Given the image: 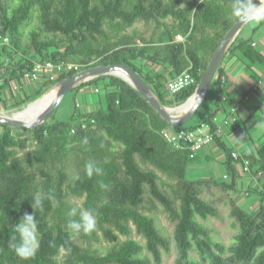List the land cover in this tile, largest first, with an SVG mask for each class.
<instances>
[{"label":"trees","instance_id":"1","mask_svg":"<svg viewBox=\"0 0 264 264\" xmlns=\"http://www.w3.org/2000/svg\"><path fill=\"white\" fill-rule=\"evenodd\" d=\"M230 3L0 0V42L9 38V45H0V101L6 107L5 88L14 81L23 82L24 73L33 72L38 63L66 67L55 80L44 73L37 93L13 106L42 97L53 84L83 69L126 63L149 83L163 104L182 105L194 94L214 53L237 22L227 17ZM169 18L171 22H165ZM256 21L252 35L240 34L226 57L236 56L258 73L264 69V54L253 36L263 29L264 19ZM140 22L156 24L150 39L120 36L122 30ZM178 35L185 40L178 42ZM26 39L30 44H25ZM70 64L79 68L70 69ZM187 70L195 76L196 84L171 95L167 72L174 77ZM260 77L264 82V75ZM87 87L97 100L86 110L79 106L77 96ZM229 87L220 66L195 117L175 127L124 79L101 75L71 91L74 112L69 119L47 120L35 129L0 126V264H164L165 254L173 249L176 264H264V205L255 215L243 208L235 197L237 177L232 169L235 162L243 166L249 161V172L264 178V139L255 152L235 159L232 149L216 137L231 179L196 180L188 170L196 156L191 157L188 147H174L162 135L166 129H193L203 123L216 132ZM24 131H31L34 142L27 156L20 154L28 147ZM84 138L87 144L82 143ZM74 157L76 176L72 182L67 170ZM89 161L96 162L102 174L87 176L84 166ZM214 186L226 194L233 227L238 231L232 248L218 239V229L200 221L223 219L219 199L203 196ZM37 194L43 207L34 210L31 199ZM49 194L54 199H47ZM70 195L85 197L82 210H93L96 226L90 234H69V217L63 206ZM156 209L176 223L173 237L158 225ZM26 213L35 215L37 243L34 255L25 260L16 255L15 241L10 238L17 236L13 225ZM134 230L146 240L144 244L132 238L121 241V236L129 237ZM76 238L111 245L99 250L85 248ZM194 252L199 253V259ZM228 252L232 255H226Z\"/></svg>","mask_w":264,"mask_h":264},{"label":"crops","instance_id":"2","mask_svg":"<svg viewBox=\"0 0 264 264\" xmlns=\"http://www.w3.org/2000/svg\"><path fill=\"white\" fill-rule=\"evenodd\" d=\"M255 26H257V23H253L249 27V31L247 30L242 36L250 37L252 35V28ZM246 28H244V30ZM253 39L257 48L264 54V48L262 47V42H264V27L253 36ZM221 69L229 80L230 87L225 109L217 119V124H223L230 116L231 107L235 104L243 105L244 111L238 119L232 120L233 123L231 122L230 126H223L216 137L220 138L221 144L229 146L233 152L236 151L239 154L255 152L264 139V86L258 91H254L253 89L262 78L257 72H254L253 69L249 68L248 65L244 64L238 57L233 55H228L223 60ZM164 72L166 71L163 70L162 73ZM253 74L258 76L256 80ZM166 75L168 79L173 77L169 72H167ZM1 83L0 80V85H2ZM39 87L38 81L36 83L30 82L29 84L25 82H12L11 86L5 88V91L8 92L11 97L6 107L21 102L27 98V96L36 94ZM88 91H92L90 87L83 89L77 96L79 106L84 109H90L92 105H95L92 104L95 102H91V104L88 103L85 108V104H82V95H88ZM248 95L250 96V100L246 101L245 97ZM71 106H73L70 112L72 115L74 112V97L72 98ZM2 108H5V105L0 101V112ZM241 129H245V132L243 133ZM1 133L2 128H0V134ZM220 143L215 140L214 143L206 146L196 155L194 163L189 168V176L191 178L193 175L191 173H201V175H196L193 179L214 178L216 180L227 181L231 179L230 172H227L224 166L226 155ZM232 169L235 171L237 177V193L235 197L248 213L255 215L259 211L261 205H264V178L261 176H254L250 172H245L242 164L239 162L233 163ZM217 175L221 176V179L218 178Z\"/></svg>","mask_w":264,"mask_h":264},{"label":"water","instance_id":"3","mask_svg":"<svg viewBox=\"0 0 264 264\" xmlns=\"http://www.w3.org/2000/svg\"><path fill=\"white\" fill-rule=\"evenodd\" d=\"M247 23L248 22L242 24L236 22L228 31L218 49L214 53L207 71L202 75L194 94L182 105L177 107H168L163 104L149 83L130 65L126 63L101 64L83 69L75 75L58 82L54 88L57 90L56 98L39 114H37L36 117L24 120L19 119L14 115H8L0 112V126L35 129L38 126L43 125L61 105L69 92L80 86L82 83L88 82L101 75H115L124 79L127 83L139 91L153 106V108L156 109L158 113L171 125L175 127L185 125L195 117L199 108L205 102L223 60ZM119 73L123 74L127 78ZM42 98L43 97L40 99ZM189 103H191L190 106L186 108ZM29 107L30 104L26 108L28 109ZM19 112H23V110Z\"/></svg>","mask_w":264,"mask_h":264},{"label":"rangeland","instance_id":"4","mask_svg":"<svg viewBox=\"0 0 264 264\" xmlns=\"http://www.w3.org/2000/svg\"><path fill=\"white\" fill-rule=\"evenodd\" d=\"M165 22L169 23V22H171V19L170 18L166 19ZM34 23L36 24V21ZM248 23L244 27V28H246V27H248V28H246L245 30L243 28V30L240 33L241 35H244L247 32V30L249 31V29H250L249 27L253 23L254 24L258 23V21L251 22L250 24H248ZM155 26H156L155 23L147 24V23H143V22L141 23L140 22V23H138L132 27H128V29L125 32H123V30H122L120 33V36L137 35L138 39H141V38L150 39V37L154 33ZM178 36H177V38H178ZM27 40L28 39L25 40V44H30V41H27ZM184 40L177 39L178 42H182ZM262 47L264 48V42H262ZM258 68H261V67H258ZM259 70H258V75L263 76L264 75V69L263 70L259 69ZM261 70H262V72H261ZM253 77L255 80H256V78H258V76L256 74H253ZM56 84H53V86H51L47 91H45L42 97H44L48 93L52 92L53 89L56 87ZM73 96H74V94L69 92L67 94V96L65 97V99L63 100V103H61V105L55 110V112L53 113V116H51L48 119V121L52 122L54 119L66 120L67 118H69L71 115L70 114L71 109H73V106H71ZM40 98H38V99H40ZM4 99H6L8 102H10V100H11L10 95L6 91L4 94ZM38 99H35V100L29 102L28 104L21 105L20 107H18L16 105L15 106H13V105L7 106L5 108H2L1 112L8 114V115H15V113H17L18 111H22V110L24 111V109H26V107H28L29 104L30 105L35 104ZM96 100H97V96L94 95L92 93V91H88V95H86V94L82 95V104H85L84 105L85 108H86L88 103H90V104H91V102L96 103ZM95 103H92V104H95ZM169 107H172V106H169ZM174 107H177V106H174ZM63 109H64V113H63ZM22 134H23L24 138L28 139V147L25 151L20 152V154L23 156H27L28 152L31 151L32 149H34L33 136H32L31 131H24V132H22ZM75 156H77V155L75 154ZM75 161H76L75 157L71 158L69 160L70 163L68 164V170H67L69 173V176H70V181H72V182L76 176ZM191 165L189 166V168L191 167ZM189 168H188V170H189ZM191 174H193L192 178H194L196 175H201V173H191ZM217 176H218V178L221 179V176H219V175H217ZM164 178H167V177L164 176ZM200 180H207V179H200ZM167 190L171 193V188H168ZM210 192L211 193H209V192L204 193L203 196L208 200L219 199V202L217 203V205L222 212L223 219L210 218L209 221H204L203 219H200V221L204 224L210 225V226L218 229L219 230L218 239L220 241H222L228 248H232L236 243L235 236L238 233V231L233 227L234 219L232 218V216L230 214L231 209H230L229 205L226 204L225 199H224L226 197V194L224 192H221L215 186L213 187L212 190H210ZM84 198L85 197L70 195L64 203L63 213L67 214L69 211V208L71 209L73 207L77 208V212H79L80 209L82 210ZM222 198H223V200H221ZM153 213L157 214V216L159 218L158 225L163 227L166 230V232L171 237H173L174 229L176 226V223L174 222V220H172L170 218V216L167 213L163 212L161 209H156L153 211ZM120 238H121V241H124L128 238H132V239H135L137 241H140L143 244L146 241L144 238H142L140 235H138L135 230L133 231V233L129 237L121 236ZM75 240L85 248H87V247L90 248L92 246V248L96 249V250H99V248H102V247L104 248L105 246H108L110 244V242H108V241H103V242L94 241L93 242V241H87V240L79 239V238H76ZM176 254H177V252L174 249L172 250V252L170 254H165L164 264H176V262H175ZM226 255H232V253L228 252ZM193 256L196 257L197 259L200 258V255L197 252H194ZM61 259H64V256H61Z\"/></svg>","mask_w":264,"mask_h":264},{"label":"clouds","instance_id":"5","mask_svg":"<svg viewBox=\"0 0 264 264\" xmlns=\"http://www.w3.org/2000/svg\"><path fill=\"white\" fill-rule=\"evenodd\" d=\"M227 17L242 24L264 19V0H231ZM82 143L87 144V138H84ZM84 167L89 177L100 175L103 172V169L94 161L87 162ZM47 199L52 200L54 197L49 194ZM31 201L34 210L43 207L42 197L39 194L35 195ZM67 215L69 217L67 229L71 236L75 237L81 233L87 235L95 229L96 218L93 210H80L78 213L77 208L73 207L69 209ZM77 216L78 218H74ZM13 227L18 239L17 236L10 238L11 241H15L12 247L18 257L26 260L34 255L37 243L35 215L24 214L22 219Z\"/></svg>","mask_w":264,"mask_h":264},{"label":"built area","instance_id":"6","mask_svg":"<svg viewBox=\"0 0 264 264\" xmlns=\"http://www.w3.org/2000/svg\"><path fill=\"white\" fill-rule=\"evenodd\" d=\"M2 38V37H1ZM179 40H184L182 35H179ZM0 45H9V38H2ZM66 66L64 64H55V63H38L36 64V68L33 72L26 71L23 76V82H37L44 73L48 75V78L51 80H55L59 77L61 71ZM70 69H78L79 66L76 64L68 65ZM197 82L195 76L189 71H185L175 77L171 78L167 83V90L171 95H175L177 93L182 92L190 86L195 85ZM264 86V82L262 80L258 81V83L254 86V91H258L261 87ZM245 100H250V96H246ZM244 111V106L240 104H235L231 107L230 116L223 122V124H217L216 132L212 130V127L208 123H203L201 126L193 128V129H183L178 131H173L170 129H166L162 131L163 137L174 147L180 149L184 147H188L191 151V157L194 158L202 149L206 146L211 145L215 142L217 134L221 131L223 126H230L232 120H236V118L240 117L242 112ZM235 159H238L240 154L236 151L232 153ZM250 162L246 161L243 165L244 171L249 172Z\"/></svg>","mask_w":264,"mask_h":264},{"label":"bare ground","instance_id":"7","mask_svg":"<svg viewBox=\"0 0 264 264\" xmlns=\"http://www.w3.org/2000/svg\"><path fill=\"white\" fill-rule=\"evenodd\" d=\"M120 75L124 76L123 74L119 73ZM127 78L126 76H124ZM56 89H53L52 92L45 95L42 99L37 101L35 104L30 105V107L27 109H24L23 112H17L14 116H16L19 119H31V117H36L37 114H39L44 108H46L55 98H56ZM191 103H189L186 108L190 106Z\"/></svg>","mask_w":264,"mask_h":264}]
</instances>
